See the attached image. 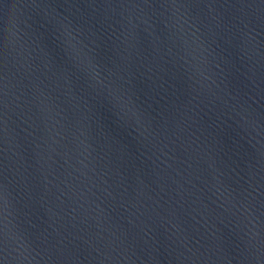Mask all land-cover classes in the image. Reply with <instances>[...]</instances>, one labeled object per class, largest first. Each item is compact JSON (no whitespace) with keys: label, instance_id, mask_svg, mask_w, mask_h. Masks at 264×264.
Masks as SVG:
<instances>
[{"label":"water","instance_id":"1","mask_svg":"<svg viewBox=\"0 0 264 264\" xmlns=\"http://www.w3.org/2000/svg\"><path fill=\"white\" fill-rule=\"evenodd\" d=\"M0 264H264V0H0Z\"/></svg>","mask_w":264,"mask_h":264}]
</instances>
